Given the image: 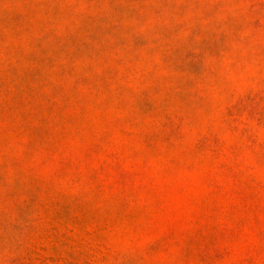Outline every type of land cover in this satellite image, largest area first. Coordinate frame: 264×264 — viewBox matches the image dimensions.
I'll list each match as a JSON object with an SVG mask.
<instances>
[{"label":"rangeland","instance_id":"1","mask_svg":"<svg viewBox=\"0 0 264 264\" xmlns=\"http://www.w3.org/2000/svg\"><path fill=\"white\" fill-rule=\"evenodd\" d=\"M0 264H264V0H0Z\"/></svg>","mask_w":264,"mask_h":264}]
</instances>
